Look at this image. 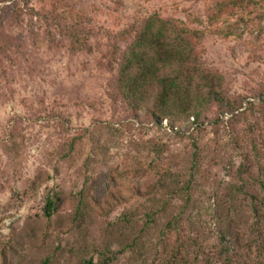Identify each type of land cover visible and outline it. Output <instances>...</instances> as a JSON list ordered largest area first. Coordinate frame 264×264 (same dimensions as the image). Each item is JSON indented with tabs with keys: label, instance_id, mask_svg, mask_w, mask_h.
Instances as JSON below:
<instances>
[{
	"label": "rangeland",
	"instance_id": "374dc122",
	"mask_svg": "<svg viewBox=\"0 0 264 264\" xmlns=\"http://www.w3.org/2000/svg\"><path fill=\"white\" fill-rule=\"evenodd\" d=\"M152 15L239 109L130 106L119 69ZM261 182L264 0H0V264H264Z\"/></svg>",
	"mask_w": 264,
	"mask_h": 264
},
{
	"label": "trees",
	"instance_id": "16d2710c",
	"mask_svg": "<svg viewBox=\"0 0 264 264\" xmlns=\"http://www.w3.org/2000/svg\"><path fill=\"white\" fill-rule=\"evenodd\" d=\"M209 75L198 66L192 35L170 20L152 15L136 30L121 63L118 82L130 106L149 113L154 123L169 118L197 124L209 105L231 113L242 104L241 99L225 98L216 85L208 83L206 89L203 83L210 80ZM260 187L264 205V182ZM55 197L51 193L46 196L47 218L55 210Z\"/></svg>",
	"mask_w": 264,
	"mask_h": 264
}]
</instances>
